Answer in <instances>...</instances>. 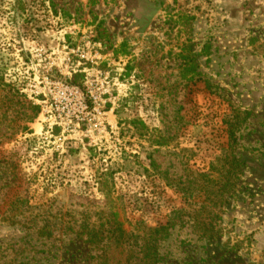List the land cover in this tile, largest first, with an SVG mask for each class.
<instances>
[{
  "label": "rangeland",
  "instance_id": "1",
  "mask_svg": "<svg viewBox=\"0 0 264 264\" xmlns=\"http://www.w3.org/2000/svg\"><path fill=\"white\" fill-rule=\"evenodd\" d=\"M0 74V264H96L75 233L100 211L139 245L175 223L127 264H264V0H0ZM231 121L241 172L200 239Z\"/></svg>",
  "mask_w": 264,
  "mask_h": 264
},
{
  "label": "trees",
  "instance_id": "2",
  "mask_svg": "<svg viewBox=\"0 0 264 264\" xmlns=\"http://www.w3.org/2000/svg\"><path fill=\"white\" fill-rule=\"evenodd\" d=\"M200 53H194L189 51L188 54L184 57L187 61L194 63L197 56ZM188 71H192V67L187 68ZM77 74H73L70 78L71 84H76L79 86L77 80ZM6 86L8 90L6 91ZM6 84L3 82L2 75L0 74V87L5 91L6 101H12L14 94H18L15 86ZM209 86V85H208ZM8 95V97H7ZM28 107L32 109V114L27 117L31 120L39 113L38 105L28 104ZM237 126L236 121H231L228 125V135H227V146L224 152L216 158L215 162L210 166V172L201 174L202 177H205L207 181L214 183L215 190L214 194L218 198L217 200L211 199L209 195H205V200L210 202L209 207L206 204L200 206V208L195 212L191 213L196 227L199 230L198 237L205 240H214L220 236V228L218 227V219L220 218V209L219 211L215 209L221 207L220 197L224 192L232 189L236 185L237 177L241 172L242 163L236 154V145H237V136L235 127ZM22 129H27L23 127ZM218 164V165H217ZM215 176V177H214ZM216 178V180L214 179ZM210 207L212 210H210ZM103 212L100 211L96 224L89 223L88 219H84L79 226L80 232H76V236L83 237L85 242L92 248H99L101 253L96 256V264H127L131 258L132 248L134 246L138 247V242L136 238H139V235L135 236V239H130V234L125 232L121 228V224L116 222L114 219H106L105 222L102 221ZM47 223H50L49 220H46ZM108 226V229H105V225ZM174 222L167 221L164 224H157L155 227H150L143 225V235L140 237L142 244L139 245V252L142 259L145 262H152L157 257V243L159 239L166 236V231L174 226ZM127 256L123 258V255Z\"/></svg>",
  "mask_w": 264,
  "mask_h": 264
}]
</instances>
